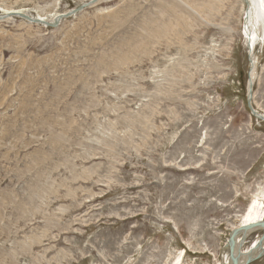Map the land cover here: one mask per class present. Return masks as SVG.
<instances>
[{
  "label": "rangeland",
  "instance_id": "rangeland-1",
  "mask_svg": "<svg viewBox=\"0 0 264 264\" xmlns=\"http://www.w3.org/2000/svg\"><path fill=\"white\" fill-rule=\"evenodd\" d=\"M90 1L0 0V16ZM245 10L99 0L57 28L0 21V264H225L264 198V122L246 105L254 60L264 114V29L252 45Z\"/></svg>",
  "mask_w": 264,
  "mask_h": 264
},
{
  "label": "water",
  "instance_id": "water-1",
  "mask_svg": "<svg viewBox=\"0 0 264 264\" xmlns=\"http://www.w3.org/2000/svg\"><path fill=\"white\" fill-rule=\"evenodd\" d=\"M249 1L250 0H243L246 7L249 6V4H250ZM97 2H99V0H91L90 2H88L84 5H81V6L77 7L76 9H73L67 13H63V14L57 16L54 19L53 23H49V22L41 20V19H39L38 21L36 19L33 20L32 17L30 18L28 15H26L24 13H20L19 15L18 14L2 15V16H0V20H5V19L10 18V17H19L23 20L25 19L24 21H27V23L38 24V25L56 28V27H58L59 23L63 19L75 16L77 13L82 12L86 7H89V6H91ZM249 59H250L249 61L251 64V58L249 57ZM253 67H254V63L251 64V68H253ZM253 86H254V81L251 78V75L249 74L248 80H247V95H246L247 109L249 110L250 114L254 118H256L259 121H264V115L258 113L255 110V108L253 107ZM258 229H260L262 231L260 239L257 241L256 245H252V247H250L248 254L247 253L242 254L241 253V247L243 246V243L246 241L248 231L258 230ZM239 236H241L240 239H241L242 243H237L239 240L238 239ZM225 248H228L229 257H230L232 264H251L254 261L261 259L264 256V222H260L257 224L247 225V226H243V227L233 229L229 234ZM245 256H246V259L244 262H242L241 257H245Z\"/></svg>",
  "mask_w": 264,
  "mask_h": 264
},
{
  "label": "bare ground",
  "instance_id": "bare-ground-1",
  "mask_svg": "<svg viewBox=\"0 0 264 264\" xmlns=\"http://www.w3.org/2000/svg\"><path fill=\"white\" fill-rule=\"evenodd\" d=\"M249 3H250L249 6L246 7V10H245L244 33L246 35V38H248L249 42L253 45V40H254L253 37L257 38L256 32H255V23L257 24L258 22H260V24L262 25V26L260 25V27L262 29H264V1L263 0H250ZM3 12H2V14H7V15L8 14H18L19 15L20 13H24L25 11H23L21 9H10V10L3 9ZM37 16H38V18L32 17V19L33 20L36 19L38 21L39 19L44 20V18H45V17L39 16V15H37ZM54 19L52 21H50L49 23H53ZM25 22H27V21H25ZM60 23H59V25H60ZM29 24H32V23H29ZM33 25H38V24H33ZM263 35H264V33H263ZM252 63H254V60ZM254 70H255V66L251 69V72H250L252 79H254V75H255ZM262 115H264V114H262ZM262 122H264V121H262ZM260 222H264V198L262 200H257V201L252 202V204L246 209V212L242 217V221L238 222L234 229L239 228V227H243V226H247V225L257 224ZM253 232H258L260 234L258 236V239H255L252 241V244L250 245V247H252V245H256L257 241L260 239V236L262 234V231L260 229H258V230L248 231L247 236L252 234ZM241 236L238 237L239 240L237 243H242L241 239H240ZM244 244H245V242L243 243V246L241 247V253L242 254H246V253L248 254L250 247L247 248L246 250H243ZM225 249L227 250V258L225 259V264H232L230 257H229L228 248H225ZM182 254H183V252L180 253L178 259L176 260V261H178L176 264H179V260L181 259ZM245 259H246V256L241 257L242 262H244Z\"/></svg>",
  "mask_w": 264,
  "mask_h": 264
}]
</instances>
